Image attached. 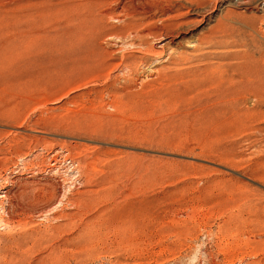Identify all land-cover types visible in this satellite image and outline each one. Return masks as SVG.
<instances>
[{"label": "rangeland", "instance_id": "1", "mask_svg": "<svg viewBox=\"0 0 264 264\" xmlns=\"http://www.w3.org/2000/svg\"><path fill=\"white\" fill-rule=\"evenodd\" d=\"M0 264H264V0H0Z\"/></svg>", "mask_w": 264, "mask_h": 264}, {"label": "bare ground", "instance_id": "2", "mask_svg": "<svg viewBox=\"0 0 264 264\" xmlns=\"http://www.w3.org/2000/svg\"><path fill=\"white\" fill-rule=\"evenodd\" d=\"M249 0H244V3H247ZM147 44V43H146Z\"/></svg>", "mask_w": 264, "mask_h": 264}]
</instances>
